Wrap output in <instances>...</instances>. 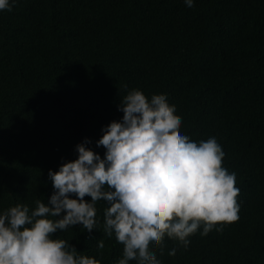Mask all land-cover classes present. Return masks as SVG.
<instances>
[{"label": "trees", "instance_id": "16d2710c", "mask_svg": "<svg viewBox=\"0 0 264 264\" xmlns=\"http://www.w3.org/2000/svg\"><path fill=\"white\" fill-rule=\"evenodd\" d=\"M10 3L0 10V214L48 203L49 171L76 160L85 140L103 157L102 129L139 89L165 94L192 141L215 137L240 189L238 221L206 236L201 226L187 248L165 237L163 252L150 250L161 264H264V0ZM106 207L96 204L91 233L77 224L53 238L118 264L124 246L103 231Z\"/></svg>", "mask_w": 264, "mask_h": 264}, {"label": "clouds", "instance_id": "9594fccd", "mask_svg": "<svg viewBox=\"0 0 264 264\" xmlns=\"http://www.w3.org/2000/svg\"><path fill=\"white\" fill-rule=\"evenodd\" d=\"M184 3L194 6V0ZM12 6L0 0V10ZM119 107L122 120L102 129L96 142L106 149L103 157L85 140L77 145L76 160L49 171L54 192L48 203L36 200L31 211L16 204L0 214V264H100L77 255L69 241L53 238L77 224L91 233L99 223L100 201L107 204L106 237L115 235L124 246L118 264H161L150 250L153 243L163 252L167 237L187 248L201 226L206 236L213 229L222 231L218 224L239 220L236 173L222 166L226 154L215 137L197 143L182 134V118L165 94L149 99L132 89ZM104 246L101 239L98 248ZM168 254L174 256L176 248Z\"/></svg>", "mask_w": 264, "mask_h": 264}]
</instances>
